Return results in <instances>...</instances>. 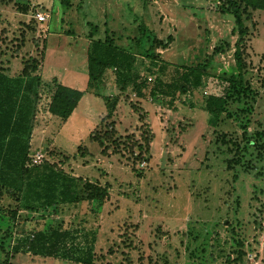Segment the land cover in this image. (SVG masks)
Wrapping results in <instances>:
<instances>
[{
  "label": "rangeland",
  "instance_id": "1",
  "mask_svg": "<svg viewBox=\"0 0 264 264\" xmlns=\"http://www.w3.org/2000/svg\"><path fill=\"white\" fill-rule=\"evenodd\" d=\"M69 1L67 7L63 0H0V64L17 75L25 60L41 59L44 50L31 152L42 151L57 170L77 178L83 198L86 181L110 183V195L46 206L37 195L44 186L34 174L20 199L0 196V264L3 248L12 252L19 236L54 226L95 231L96 264H231L227 258L237 259L240 250V264H264V10L253 11L246 21L244 79L252 89L238 94L229 91V78L238 74V35L233 16L218 0ZM39 13L48 16L43 23L35 20ZM106 30L120 45L137 41L132 76L147 79L143 97L133 80L122 90L113 72L103 85L90 88L89 34L104 38ZM217 46L223 51L214 52ZM199 62L209 64L200 87L183 93L169 87L180 82L182 66ZM59 79L89 89L66 122L48 112ZM95 91L111 104L117 98L112 118L102 120L107 106ZM212 94L228 96L218 118L205 108ZM141 112L154 133L145 161L124 146L133 133L136 143L143 142ZM112 125L123 144H111L103 154L90 136ZM229 140L241 146L240 163L232 170L225 160L236 146ZM12 264L78 263L22 252Z\"/></svg>",
  "mask_w": 264,
  "mask_h": 264
},
{
  "label": "trees",
  "instance_id": "2",
  "mask_svg": "<svg viewBox=\"0 0 264 264\" xmlns=\"http://www.w3.org/2000/svg\"><path fill=\"white\" fill-rule=\"evenodd\" d=\"M218 1L221 3L223 12L233 16L235 22L233 34L236 33L238 35L234 52L238 74H234L229 78V81H231L229 91L233 88L238 94H246L252 89L244 79V74L247 70L246 58L248 56L246 37L250 32L246 21L251 18L253 11L264 10V0ZM63 3L67 7L71 5L69 0H63ZM22 9L29 11L26 6L22 7ZM35 20L39 22L38 18H35ZM29 25H31L30 22L28 23ZM94 28V30H98V26ZM31 30H34V28H31ZM89 36L91 41L87 49V56L90 88L93 85H103L107 77L113 72L122 90L126 89L127 81L133 80V87L136 89L137 96L143 97V89L147 86V79L141 77V81L138 82V77L140 76H132L137 41L134 40L129 45H120L117 43L115 34L108 30H106L104 38L96 39L94 31H91ZM172 39L170 35L167 43ZM160 43L163 42L161 41ZM44 45H46V42ZM228 47L230 48L229 45ZM220 51H223L220 46H217L214 50V52ZM44 58L45 52L42 50L41 59L33 57L25 60L22 71L17 75L10 74V68L0 64V196L16 195L20 199L22 192L31 187L33 183L31 179L35 174L38 177V183L44 186V192L37 193V195L39 198H44L46 206H54L58 201L78 203L82 199L89 201L108 199L111 188L108 182L103 187L86 181L82 187L86 189L88 194L87 197L83 198L80 187H77L78 179L65 174L63 170H57L55 164L49 160L50 158L46 156L41 163L33 162L31 142L38 113V104L41 99L40 90L44 85V80L38 74V69ZM208 69V62L182 66V72L179 76L180 82L175 81L169 87L175 88L181 93L186 92L189 88H198L202 85L203 78L208 76ZM88 90L69 87L58 81L51 93L48 112L53 116L59 117L64 122L68 121L73 116L83 96L89 92ZM93 93L105 100L107 115L102 120L112 118L118 103L117 98L111 104L110 99L103 94L97 91ZM164 93L167 95V92ZM227 98L228 96L213 94L207 98L205 108L211 117L218 118L225 111ZM132 106L134 107L133 104ZM136 108L133 111H136ZM146 115L145 112L139 114V120L143 124L138 130H141L143 142L136 143L133 140L134 133L126 136L129 140V146L124 142V146L129 148L130 153L134 154L136 160L139 161L146 160V155L150 151V144L154 137L150 121ZM116 135V129L112 125L103 133L93 132L90 140L97 142L102 147V153L106 154L109 145L119 146L123 144L120 143V137ZM224 137L226 136L224 135ZM226 141L223 138L222 143L224 144ZM229 141L236 146L235 154L225 160L227 169L232 170L235 165L240 163L241 146L240 143L234 140ZM135 147L138 148V152ZM80 149L81 146L79 147ZM85 149L87 148L85 147ZM86 151L87 154H91L88 149ZM82 156H86V154ZM133 170L141 175L137 168H133ZM34 207L30 206V208ZM12 213L15 219L17 212L13 211ZM95 242L96 232L93 230L84 231V228L69 229L63 226H54L43 230L26 232L16 239V243L12 246V252L3 248L6 254L4 264H12L13 257L22 252L43 257L62 258L78 264H96ZM239 244L242 245V243ZM243 254L244 251L240 250L237 259L232 260L228 257L227 262L240 264L238 261L242 260Z\"/></svg>",
  "mask_w": 264,
  "mask_h": 264
},
{
  "label": "built area",
  "instance_id": "3",
  "mask_svg": "<svg viewBox=\"0 0 264 264\" xmlns=\"http://www.w3.org/2000/svg\"><path fill=\"white\" fill-rule=\"evenodd\" d=\"M47 15L43 14V13H39L37 18L39 20V23H43L44 21L47 20ZM33 158V162L34 163H41L43 161V159L45 158V155L42 151L36 152L32 155Z\"/></svg>",
  "mask_w": 264,
  "mask_h": 264
},
{
  "label": "crops",
  "instance_id": "4",
  "mask_svg": "<svg viewBox=\"0 0 264 264\" xmlns=\"http://www.w3.org/2000/svg\"><path fill=\"white\" fill-rule=\"evenodd\" d=\"M40 73V72H39ZM59 81L61 82V83H63L60 79H59ZM84 97V96H83ZM56 117V116H55ZM72 118V117H71ZM31 144L33 145V142H31Z\"/></svg>",
  "mask_w": 264,
  "mask_h": 264
}]
</instances>
